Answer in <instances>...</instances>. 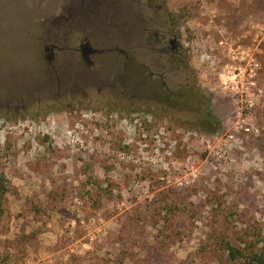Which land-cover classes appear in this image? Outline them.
I'll list each match as a JSON object with an SVG mask.
<instances>
[{
    "label": "rangeland",
    "instance_id": "1",
    "mask_svg": "<svg viewBox=\"0 0 264 264\" xmlns=\"http://www.w3.org/2000/svg\"><path fill=\"white\" fill-rule=\"evenodd\" d=\"M0 175V264H232L205 241L264 235V0H0Z\"/></svg>",
    "mask_w": 264,
    "mask_h": 264
},
{
    "label": "trees",
    "instance_id": "2",
    "mask_svg": "<svg viewBox=\"0 0 264 264\" xmlns=\"http://www.w3.org/2000/svg\"><path fill=\"white\" fill-rule=\"evenodd\" d=\"M202 128L207 133H215L220 129V122L214 116L209 104L204 108ZM7 193V187L4 183V177L0 175V216L3 213L2 201ZM214 232V231H213ZM213 236V241L207 238L206 246H216L226 253L227 261L232 264H264V235L261 232L251 233L247 239L242 242L230 240L223 232L221 235ZM209 238H212V236Z\"/></svg>",
    "mask_w": 264,
    "mask_h": 264
},
{
    "label": "flooded vegetation",
    "instance_id": "3",
    "mask_svg": "<svg viewBox=\"0 0 264 264\" xmlns=\"http://www.w3.org/2000/svg\"><path fill=\"white\" fill-rule=\"evenodd\" d=\"M119 1V0H114ZM160 11V10H159ZM159 11L157 14H159ZM158 16V15H157ZM169 16V15H168ZM174 26L170 20V16L168 17V23H161V25H155L154 28V36L155 40L152 43L146 44V49L156 53L160 57L167 58V71H174L175 68V60L177 56H181L182 48L179 42L177 41L174 35ZM142 31L145 33L150 32V30L145 26L142 28ZM82 58L89 64L88 56L94 53V50L89 46L88 43L80 45ZM145 76V72H149V76H153V73L149 71L148 68H145L143 65H138ZM164 72V68H163ZM163 73H158V76H162ZM149 76L145 77L147 81L149 80ZM158 85V84H157ZM159 88V87H158Z\"/></svg>",
    "mask_w": 264,
    "mask_h": 264
}]
</instances>
